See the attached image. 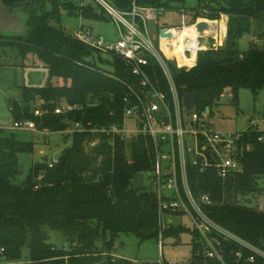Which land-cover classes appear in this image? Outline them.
<instances>
[{
    "label": "trees",
    "instance_id": "16d2710c",
    "mask_svg": "<svg viewBox=\"0 0 264 264\" xmlns=\"http://www.w3.org/2000/svg\"><path fill=\"white\" fill-rule=\"evenodd\" d=\"M1 1L11 11L23 14L26 34L0 33V55L6 49L18 50L23 58L34 55L49 72L46 87H24L21 100L10 103L14 124L33 121L38 129L51 133L65 131L74 122L90 125V129L122 125L127 86L141 89L140 80L125 61L118 57L104 60L62 26L64 12L85 20L112 21L103 8L95 2L98 12L72 0ZM177 1L112 0L124 13H131L134 3L140 8L181 13L184 7L173 6ZM216 1L199 0L197 7L187 9V18L195 22L227 16L224 45L200 52L191 69H178L169 62L181 97L197 94L196 111L201 116L227 91L237 100L242 89H249L255 97L264 89V45L240 52L241 40L254 24L264 21V0ZM136 21L142 27L141 20ZM260 37L264 41V31ZM148 73L159 89L168 90L165 75L153 60ZM53 79L65 84L55 87ZM62 104L76 109L66 116L56 115ZM36 109L42 116L34 115ZM69 138L71 145L56 165L50 168L46 159L36 163L25 183L17 185L19 155L33 154L35 144L4 136L0 129V264H22L25 249L29 251L25 264H136L113 258L120 234L134 235L141 243L160 241L157 194L132 187L139 174L155 168L151 140L139 137L128 154L130 147L119 137L111 140L105 134L88 132ZM242 166L241 173L226 181L213 174L190 172V186L197 198L203 194L211 197L212 205L205 210L216 223L264 249V213L239 201L257 192L258 180L264 176V145L254 141ZM47 230L62 233L71 248L57 249L49 242ZM185 233L190 230L171 225L162 238L179 240Z\"/></svg>",
    "mask_w": 264,
    "mask_h": 264
},
{
    "label": "built area",
    "instance_id": "2783aa9c",
    "mask_svg": "<svg viewBox=\"0 0 264 264\" xmlns=\"http://www.w3.org/2000/svg\"><path fill=\"white\" fill-rule=\"evenodd\" d=\"M93 1L116 25L117 39L107 41L84 25L82 17L71 34L74 39L103 56L122 59L140 80L141 89L127 86L128 91L123 98V124L90 129V125L85 127L74 122L59 133L40 130L33 121L14 124L13 128L29 130L41 136L67 133L71 137L76 133L89 132L105 134L111 140L119 137L130 147L128 154L139 137L151 140L156 164L153 170L144 174L152 183L151 190L146 191L157 194L160 241L163 240V232L171 227L166 221L168 218L189 219L192 230L188 229L193 234L192 253L188 260L174 263L161 258L158 264H264V249L216 223L205 210V207L212 205L211 197L203 194L197 198L190 186V172L213 174L223 181L241 173L242 159L253 150L254 141L264 145V117L249 121L241 132L213 129L205 122V114L201 116L196 107L190 111L185 108L184 97L178 92L169 65V62H174L178 69L195 67L200 52L218 50L223 46L227 24L222 30V20L199 18L191 22L182 15L180 27L163 28L164 36L159 33L157 38H152L149 23L157 22L158 10L140 8L134 3L132 12L124 13L114 6L112 0ZM137 18L141 20L142 27L138 26ZM199 22L209 23L204 34L198 32ZM175 30L185 36L175 38ZM167 34H171V37H167ZM154 41L158 43V48ZM180 56L187 61L183 65L179 63ZM151 60L163 71L167 91H162L157 83L151 81L148 73ZM75 109L62 104L56 108L55 114L66 116ZM42 114L39 109L34 111L36 117ZM128 123H132L135 129L129 131ZM58 162L59 159H56L48 165L52 168ZM252 209L264 213V202H257Z\"/></svg>",
    "mask_w": 264,
    "mask_h": 264
},
{
    "label": "rangeland",
    "instance_id": "374dc122",
    "mask_svg": "<svg viewBox=\"0 0 264 264\" xmlns=\"http://www.w3.org/2000/svg\"><path fill=\"white\" fill-rule=\"evenodd\" d=\"M80 6H92L99 12L97 4L93 0H72ZM199 0H178L173 3L175 8L184 7L181 13L177 10L158 11L156 23H149V32L152 38H157L160 30L163 28L180 27L183 21L182 15L188 16L189 9L197 7ZM215 3L216 0H206ZM188 9V10H187ZM228 24L229 18L222 15L219 21ZM80 23V17L75 15L62 14V26L68 33H74ZM82 23L91 27L96 34H100L107 41L113 42L117 39L116 25L113 21H92L82 20ZM264 31V21L254 24L249 35H246L240 42V52L244 53L250 49V46L262 47L263 39L260 37ZM227 36L224 35L223 45ZM219 40L221 37L218 38ZM154 40V39H153ZM158 48V43L154 41ZM104 60H110L109 56H102ZM100 67H104L97 62ZM0 129L4 130V136H15L22 142L34 143L35 151L33 154H20L19 162L21 173L14 179V183L22 185L28 178L31 168L36 163H43L44 159L50 164L59 159L63 150L71 145V138L67 133L52 134L50 136H41L34 134L29 130L14 129V122L10 112V103L20 101L22 88L46 87L49 83V72L34 55H28L23 58L18 50L6 49L0 55ZM55 87L63 86L65 83L61 79L51 81ZM37 102L35 106H39ZM264 117V89L257 97L249 89H242L235 100L231 91H227L222 98L212 107L210 112H206L204 120L213 129L219 132H241L248 125L249 121L261 119ZM69 128V127H68ZM67 128V129H68ZM66 129V130H67ZM135 126L128 123V130L132 131ZM150 180L144 173L139 174L133 181L132 187L138 190H151ZM243 200V201H241ZM241 205L254 208L257 202H264V176L258 180L257 192L251 194L245 199H239ZM168 225L174 227L186 226L192 230V223L187 218L172 220L168 218ZM50 240L57 249H70L71 245L60 232L47 230ZM193 234H183L179 240L166 239L165 241H148L141 243L134 235L120 234L116 239L115 248L112 252L113 258L131 260L136 264H158L163 258L167 262L182 263L188 260L192 253ZM101 246V245H100ZM29 251L24 250V259L22 264L28 262ZM116 257H115V256Z\"/></svg>",
    "mask_w": 264,
    "mask_h": 264
},
{
    "label": "water",
    "instance_id": "95a60500",
    "mask_svg": "<svg viewBox=\"0 0 264 264\" xmlns=\"http://www.w3.org/2000/svg\"><path fill=\"white\" fill-rule=\"evenodd\" d=\"M24 16L21 12L11 11L4 3L0 0V33L3 35L12 36H23L26 34L24 25ZM208 22H199L197 29L200 34H204L208 28ZM165 30L160 31L161 35L164 36ZM167 37H171V34H167ZM184 106L187 110H193L197 106V94L190 93L184 97ZM44 163V162H43ZM44 176V172L41 174ZM264 243H262V246Z\"/></svg>",
    "mask_w": 264,
    "mask_h": 264
},
{
    "label": "bare ground",
    "instance_id": "6f19581e",
    "mask_svg": "<svg viewBox=\"0 0 264 264\" xmlns=\"http://www.w3.org/2000/svg\"><path fill=\"white\" fill-rule=\"evenodd\" d=\"M225 24H226V23H225ZM225 24H223L222 21L220 22V25H221V27H222V30H225ZM173 34H174L175 38H177V39H180L181 37H184V36H185L184 34H181L178 30L173 31ZM181 40H182V39H181ZM186 62H187L186 59L180 56V58H179V63H180L181 65H183V64L186 63Z\"/></svg>",
    "mask_w": 264,
    "mask_h": 264
},
{
    "label": "crops",
    "instance_id": "0c3cea01",
    "mask_svg": "<svg viewBox=\"0 0 264 264\" xmlns=\"http://www.w3.org/2000/svg\"><path fill=\"white\" fill-rule=\"evenodd\" d=\"M115 256V255H114ZM116 257V256H115Z\"/></svg>",
    "mask_w": 264,
    "mask_h": 264
}]
</instances>
